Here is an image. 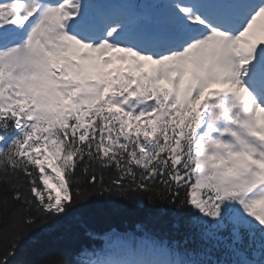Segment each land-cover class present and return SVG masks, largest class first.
<instances>
[{
	"label": "snow or ice",
	"instance_id": "snow-or-ice-1",
	"mask_svg": "<svg viewBox=\"0 0 264 264\" xmlns=\"http://www.w3.org/2000/svg\"><path fill=\"white\" fill-rule=\"evenodd\" d=\"M105 194L190 209L224 256L112 233L79 264H264V0L0 2V264Z\"/></svg>",
	"mask_w": 264,
	"mask_h": 264
},
{
	"label": "trees",
	"instance_id": "trees-1",
	"mask_svg": "<svg viewBox=\"0 0 264 264\" xmlns=\"http://www.w3.org/2000/svg\"><path fill=\"white\" fill-rule=\"evenodd\" d=\"M142 201L144 205L139 206L132 195L92 196L78 203L63 219L32 230L14 256L9 257L10 264H38L41 260L51 264H79L76 257L84 248L102 250L112 233L136 239L148 234L178 253L196 255L198 259L219 258L221 250L207 251L210 245L201 239V229L190 222L194 215L190 209L147 198ZM4 222L0 220V227Z\"/></svg>",
	"mask_w": 264,
	"mask_h": 264
},
{
	"label": "water",
	"instance_id": "water-1",
	"mask_svg": "<svg viewBox=\"0 0 264 264\" xmlns=\"http://www.w3.org/2000/svg\"><path fill=\"white\" fill-rule=\"evenodd\" d=\"M144 204H143V201L141 200V202L139 203V206H143Z\"/></svg>",
	"mask_w": 264,
	"mask_h": 264
}]
</instances>
